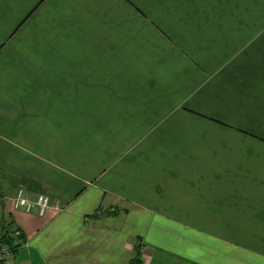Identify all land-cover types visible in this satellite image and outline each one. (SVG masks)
<instances>
[{
	"label": "crops",
	"instance_id": "obj_1",
	"mask_svg": "<svg viewBox=\"0 0 264 264\" xmlns=\"http://www.w3.org/2000/svg\"><path fill=\"white\" fill-rule=\"evenodd\" d=\"M0 172L13 264H264V0H0Z\"/></svg>",
	"mask_w": 264,
	"mask_h": 264
},
{
	"label": "built area",
	"instance_id": "obj_2",
	"mask_svg": "<svg viewBox=\"0 0 264 264\" xmlns=\"http://www.w3.org/2000/svg\"><path fill=\"white\" fill-rule=\"evenodd\" d=\"M22 190L16 194L12 199L13 210H22L26 214H36L39 217H44L48 211H54L56 213L61 212V209L57 206H52L49 200V197L46 195H37L35 198L30 199L25 196ZM21 231L13 230L11 233L12 239H14V244L23 246V240H19V235ZM13 252L11 246H8L6 243L0 239V264H13Z\"/></svg>",
	"mask_w": 264,
	"mask_h": 264
},
{
	"label": "trees",
	"instance_id": "obj_3",
	"mask_svg": "<svg viewBox=\"0 0 264 264\" xmlns=\"http://www.w3.org/2000/svg\"><path fill=\"white\" fill-rule=\"evenodd\" d=\"M1 172H0V177H1ZM113 211V210H112ZM116 212L113 211L109 215H114ZM117 215V214H115ZM97 216V215H96ZM13 230H19V228L14 226V223L9 221L8 217H5L2 213L0 216V239L4 243H6L8 246H11V250L13 252V255L16 254L17 250L20 248L19 245L14 244V239L11 237V233ZM19 240L24 241L23 235H19ZM140 240L137 239L135 247L133 248L134 251V257L131 261L130 264H143L142 260V253H141V247H140Z\"/></svg>",
	"mask_w": 264,
	"mask_h": 264
},
{
	"label": "rangeland",
	"instance_id": "obj_4",
	"mask_svg": "<svg viewBox=\"0 0 264 264\" xmlns=\"http://www.w3.org/2000/svg\"><path fill=\"white\" fill-rule=\"evenodd\" d=\"M114 211V210H113ZM112 210H110L109 214H111L113 212ZM21 231V230H20Z\"/></svg>",
	"mask_w": 264,
	"mask_h": 264
}]
</instances>
